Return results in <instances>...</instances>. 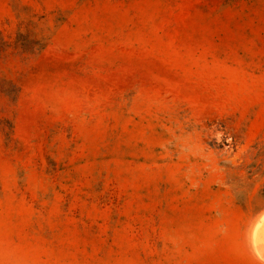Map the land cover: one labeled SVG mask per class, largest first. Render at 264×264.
Here are the masks:
<instances>
[{"label":"rangeland","instance_id":"rangeland-1","mask_svg":"<svg viewBox=\"0 0 264 264\" xmlns=\"http://www.w3.org/2000/svg\"><path fill=\"white\" fill-rule=\"evenodd\" d=\"M264 0H0V264H263Z\"/></svg>","mask_w":264,"mask_h":264},{"label":"bare ground","instance_id":"bare-ground-1","mask_svg":"<svg viewBox=\"0 0 264 264\" xmlns=\"http://www.w3.org/2000/svg\"><path fill=\"white\" fill-rule=\"evenodd\" d=\"M250 246L255 259L264 264V211L258 216L252 225Z\"/></svg>","mask_w":264,"mask_h":264}]
</instances>
